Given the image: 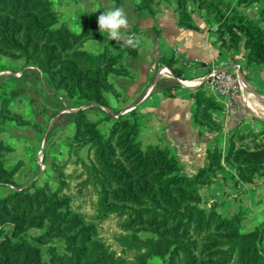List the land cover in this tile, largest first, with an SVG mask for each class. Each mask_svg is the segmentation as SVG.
<instances>
[{"label":"rangeland","instance_id":"obj_1","mask_svg":"<svg viewBox=\"0 0 264 264\" xmlns=\"http://www.w3.org/2000/svg\"><path fill=\"white\" fill-rule=\"evenodd\" d=\"M178 6L177 0L26 3L25 11L38 13L58 30L54 43L60 65L69 64L85 79L98 78L103 98L99 108L75 107L76 99L59 84L62 72L58 68L53 69V78L59 87H52L25 56L0 45V145L9 172L0 183V199L9 196L12 217L25 220L30 236L42 237L44 264H158L157 246L150 240L155 233L126 228L123 209L100 205L91 184H84L87 174L82 162L90 161V144L76 135L74 113L85 109L90 119H104L101 125L108 130L111 120L105 118L106 113L118 118L135 108L142 123L138 139L143 147L159 144L158 137L144 130V115L137 104L162 68L158 61L161 36L173 26L195 22L194 12L202 11L192 2ZM114 7H121L128 18V28L121 32L141 38L138 47L109 40L108 33L99 29L98 17ZM263 129L238 133L234 154H242L222 159L213 169L199 173V178L196 174L207 156L195 172L186 173L180 154L159 144L178 157L182 169L177 173L188 176L172 187L185 189L206 209L213 232H248L264 222V162L251 164L246 157L264 149ZM55 214L57 220L51 226ZM260 255L264 264V249Z\"/></svg>","mask_w":264,"mask_h":264},{"label":"trees","instance_id":"obj_2","mask_svg":"<svg viewBox=\"0 0 264 264\" xmlns=\"http://www.w3.org/2000/svg\"><path fill=\"white\" fill-rule=\"evenodd\" d=\"M28 1L0 0V45L25 56L29 65L42 70L52 87H59L53 78V69L58 68L62 72L59 84L63 83L76 99L75 107L102 106L98 78L85 79L81 73L68 68L69 64L60 65L61 55L54 43L58 30L38 13L25 11ZM252 1L238 0L234 4L229 0H177V3L178 8H183L192 2L198 9L213 15L224 45L236 47L244 38L249 49L247 66L250 67L264 63V28L260 24L264 9L260 18L249 17L240 10L242 5ZM184 27L196 26L193 22ZM158 61L168 67L175 78L172 83L159 81L156 86L167 96H174L173 91L182 86L178 78L191 80L204 75L198 67H186L174 52L160 56ZM199 65L204 66V63L199 62ZM195 101L194 121L210 131L220 130L222 125L214 118L212 109L222 104L206 93L204 84L197 88ZM57 106L63 108L61 103ZM104 106L113 110L109 105ZM135 110L118 118L106 113L105 118L111 120L108 130L101 125L104 119H90L85 109L74 113L76 135L84 140L83 143L90 144V161L82 162L87 174L84 184H91L100 205L121 207L127 215L123 220L126 228H142L155 233L150 240L156 243L158 264H260L264 222L248 232H213L206 209L185 189L172 187L188 178L177 173L182 169L178 157L159 144L143 147L138 139L142 123ZM235 154L234 139L226 153L215 147L208 151V161L196 176L199 178V173L213 169L222 159L227 160ZM246 157L251 164L264 162V149ZM8 176L0 145V183ZM9 202V196L0 199V264H44L42 237L30 236L25 231V220L12 217ZM57 216L52 218L51 226Z\"/></svg>","mask_w":264,"mask_h":264},{"label":"crops","instance_id":"obj_3","mask_svg":"<svg viewBox=\"0 0 264 264\" xmlns=\"http://www.w3.org/2000/svg\"><path fill=\"white\" fill-rule=\"evenodd\" d=\"M229 1L235 4L238 0ZM263 9L264 0H253L240 7L242 13L252 18H260ZM194 19L195 28L173 26L161 36V54L174 52L181 63L197 59L204 63L206 70L238 72L241 83L238 94L221 95L210 82L189 81L182 84L174 96H167L156 84L159 81L172 83L174 75L159 76L158 72L137 104L144 115V130L158 137L156 143H164L172 153L180 154L186 173L195 172L203 165L208 151L215 147L226 153L238 133L264 128V63L247 66L249 49L244 38L236 47L224 45L213 15L196 10ZM260 24L264 28V17ZM201 84L208 95L215 96L222 104L212 109L214 118L222 125L218 131H210L194 121L195 92Z\"/></svg>","mask_w":264,"mask_h":264},{"label":"built area","instance_id":"obj_4","mask_svg":"<svg viewBox=\"0 0 264 264\" xmlns=\"http://www.w3.org/2000/svg\"><path fill=\"white\" fill-rule=\"evenodd\" d=\"M183 64L189 68L198 67L199 71H204V75L191 80L178 78L177 80L182 84L189 81H194L195 83L210 82L216 88L218 93L226 96L236 95L240 91L241 83L238 72L217 69L206 70L205 66L199 65V61L197 59L193 61L186 59L183 61ZM162 74L173 76L171 70L168 67H162L160 69L159 76ZM173 92L176 93V90Z\"/></svg>","mask_w":264,"mask_h":264},{"label":"clouds","instance_id":"obj_5","mask_svg":"<svg viewBox=\"0 0 264 264\" xmlns=\"http://www.w3.org/2000/svg\"><path fill=\"white\" fill-rule=\"evenodd\" d=\"M96 10L98 8L94 9V11ZM98 25L101 32L106 31L108 33L109 40L124 41L131 48H136L141 43L140 37L121 32V29L128 28V18L121 7L106 10L98 17Z\"/></svg>","mask_w":264,"mask_h":264}]
</instances>
